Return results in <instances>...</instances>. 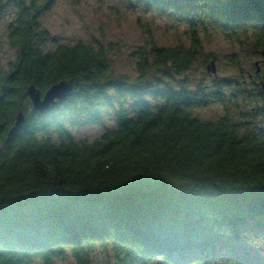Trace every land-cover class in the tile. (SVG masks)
Wrapping results in <instances>:
<instances>
[{
    "label": "trees",
    "instance_id": "16d2710c",
    "mask_svg": "<svg viewBox=\"0 0 264 264\" xmlns=\"http://www.w3.org/2000/svg\"><path fill=\"white\" fill-rule=\"evenodd\" d=\"M4 1L0 9L16 10L8 42L17 55L0 71V264H54L68 251L93 264L97 246L114 264H264L255 254L264 251L257 67L248 82L184 75L210 29L245 44L246 61L264 59V0H124L190 33L188 46L141 48L134 78L113 72L103 46L47 48L56 39L41 16L52 0ZM61 81L73 82L70 95L35 111L28 87L44 95ZM213 104L217 119L194 115ZM110 111L116 128L93 141L68 130Z\"/></svg>",
    "mask_w": 264,
    "mask_h": 264
},
{
    "label": "rangeland",
    "instance_id": "374dc122",
    "mask_svg": "<svg viewBox=\"0 0 264 264\" xmlns=\"http://www.w3.org/2000/svg\"><path fill=\"white\" fill-rule=\"evenodd\" d=\"M35 2L36 5H41L45 0ZM15 12L13 6L5 4L0 9V71H6L17 55V49L8 42L9 25L15 17ZM41 26L56 39L55 42L49 43L47 48L54 49L60 44L77 42L103 46L108 50L113 72L127 74L132 78L137 75L138 52L144 46H148L151 40L159 46L190 44V33L186 25L166 15L146 13L140 8L131 7L124 0H52L43 11ZM200 37L203 45L200 63L184 74L194 83L205 80L210 84L211 77L248 82L251 80L250 75L254 77V67H257V70L259 68V76L256 79L264 80V59L254 58L246 61L245 44L229 41L220 32L211 29L202 32ZM209 54L215 56V61L207 59L205 66H202ZM213 62L216 74L208 73L206 70ZM222 111L221 105L213 104L194 109L193 113L202 120H214ZM116 126L115 113L110 111L100 124L68 127V130L76 141H93ZM54 138L56 140L55 136ZM257 247L259 246L255 248ZM255 254L264 260V251ZM91 257L93 264H114L112 251L103 250L98 246ZM33 264H41V261L35 260ZM54 264H75V261L68 251L63 258L54 261Z\"/></svg>",
    "mask_w": 264,
    "mask_h": 264
},
{
    "label": "water",
    "instance_id": "95a60500",
    "mask_svg": "<svg viewBox=\"0 0 264 264\" xmlns=\"http://www.w3.org/2000/svg\"><path fill=\"white\" fill-rule=\"evenodd\" d=\"M258 65V64H257ZM207 72L216 74L214 62L207 66ZM259 73V68L257 70ZM257 86L264 91V80L257 83ZM73 89L72 81H61L53 85L44 95L34 85H30L27 90V94L32 102L35 111L42 115H47L52 105H55L57 101L65 100ZM25 122V116L23 112H20L17 117L16 128H20Z\"/></svg>",
    "mask_w": 264,
    "mask_h": 264
}]
</instances>
